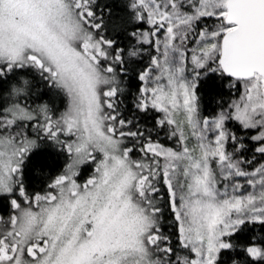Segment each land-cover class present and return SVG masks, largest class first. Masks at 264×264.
Listing matches in <instances>:
<instances>
[{
	"label": "snow or ice",
	"instance_id": "6c2138e0",
	"mask_svg": "<svg viewBox=\"0 0 264 264\" xmlns=\"http://www.w3.org/2000/svg\"><path fill=\"white\" fill-rule=\"evenodd\" d=\"M0 264H264V0H0Z\"/></svg>",
	"mask_w": 264,
	"mask_h": 264
},
{
	"label": "trees",
	"instance_id": "16d2710c",
	"mask_svg": "<svg viewBox=\"0 0 264 264\" xmlns=\"http://www.w3.org/2000/svg\"><path fill=\"white\" fill-rule=\"evenodd\" d=\"M4 213H3V210L2 209H0V215H3Z\"/></svg>",
	"mask_w": 264,
	"mask_h": 264
}]
</instances>
